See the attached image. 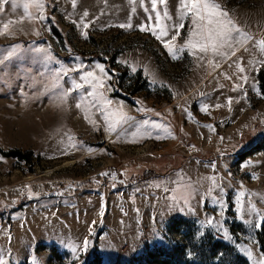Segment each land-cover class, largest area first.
Here are the masks:
<instances>
[{"label": "rangeland", "instance_id": "rangeland-1", "mask_svg": "<svg viewBox=\"0 0 264 264\" xmlns=\"http://www.w3.org/2000/svg\"><path fill=\"white\" fill-rule=\"evenodd\" d=\"M214 2L252 37L235 55L184 48L194 26L190 16L178 19L180 0L166 5V23L184 24L172 42L175 58L151 31L139 30L154 23L150 0H76L75 7L73 0H43V20L5 5L0 31L16 22L0 35L6 264H215L213 255L229 258L223 264H253L264 257L256 227L264 220V151L247 155L264 146V53L257 45L264 0ZM97 64L109 77L98 91L131 118L114 132L79 79L98 75ZM61 69L69 70L61 87L46 91ZM73 80L83 87L62 100Z\"/></svg>", "mask_w": 264, "mask_h": 264}, {"label": "snow or ice", "instance_id": "snow-or-ice-1", "mask_svg": "<svg viewBox=\"0 0 264 264\" xmlns=\"http://www.w3.org/2000/svg\"><path fill=\"white\" fill-rule=\"evenodd\" d=\"M11 2L12 8L15 10L18 7L23 8L25 14L29 17H34V13L39 12L40 15L38 19L43 20L45 17L42 14L44 8L43 0H23L22 5L17 2V0H0V14L5 10V5ZM141 4L143 0H140ZM151 2V12L155 13V16L149 15V21H154L149 27L141 25L139 30L151 31L158 40H161L164 44V47L168 49L169 53L172 54L175 58L173 49L175 45L172 43L175 41L179 35L180 30L184 28V24L181 23H172L168 24L166 21L172 19L169 12L166 10L167 0H150ZM158 5H164L165 10L161 12L158 10ZM76 6V0H73V7ZM32 9L33 11H29ZM147 11V9H146ZM178 19L183 21L185 17L190 16L193 24V30L190 33V37L185 41L184 48L195 50V52L208 54L211 53L213 56L219 57H228L229 55H235L236 46H243L246 42L252 39L251 36L246 34L241 30V28L229 17V13L224 11L220 4L215 3L214 0H180V7L177 9ZM88 13L83 14L84 17H87ZM16 23L13 20H8L7 23L3 24V30L0 31V35H3L8 32L11 25ZM83 25L84 29L89 27V23L84 22L83 18L80 22ZM120 27L131 28L132 25L129 22L127 25H120ZM174 34L171 35L169 40H165V37H169L170 32ZM11 34V33H8ZM257 45L260 48V51L264 53V40L258 41ZM19 47V46H17ZM182 50V49H181ZM15 51V49H13ZM36 52L45 53V58L51 60V54L48 49L37 48L34 49ZM12 53L10 52L9 55ZM3 63V61H0ZM211 64V60H209ZM251 63V62H250ZM239 72L243 73L245 69L241 67L240 64L236 65ZM99 70V74L94 72H87L80 76V80L88 83L91 87V91L87 92V96L93 97L91 103L93 105H99L103 113V118L106 122L108 131H116L118 127L128 123L131 118L122 111L121 108H112L110 107L113 102L106 99L103 92L98 90L101 88H106V80L109 78L108 74L103 65L97 64L95 66ZM73 71L77 69H71ZM68 69H61L52 77L51 87H46V91H55L61 87L60 80L62 75H67ZM133 71L135 69L133 68ZM227 78V77H226ZM241 79L246 83L248 81L247 76L241 77ZM83 87L82 84L77 83L75 80L72 82V89L64 91L61 93V99L63 100L70 91L79 90ZM242 87V85H234V89ZM264 94V93H262ZM231 103V100H229ZM77 107H81L80 104ZM203 110H207V105H203ZM149 122L145 121L144 124L147 125ZM152 128H159V125L152 124ZM211 129V126H208ZM167 131V129H165ZM139 132V129H138ZM136 133H134L135 135ZM159 138V137H157ZM103 175H107L104 173ZM33 194L29 192V197L31 198ZM237 204L240 205V199L237 198ZM254 210V209H253ZM264 215V214H261ZM212 223V221H208ZM256 227H264V220L256 225ZM89 241L85 239L83 241L84 247L88 246ZM73 252H76V248L72 249ZM246 254L252 259L251 251L245 249ZM0 264H6V262L0 258ZM253 264H264V257L259 259H254Z\"/></svg>", "mask_w": 264, "mask_h": 264}, {"label": "trees", "instance_id": "trees-1", "mask_svg": "<svg viewBox=\"0 0 264 264\" xmlns=\"http://www.w3.org/2000/svg\"><path fill=\"white\" fill-rule=\"evenodd\" d=\"M260 150L264 151V146H260V145H256L255 147H253L248 153L247 155L249 154H252L254 152H259ZM13 156H17L19 158L20 155H13ZM29 161V159H26ZM184 224V223H183ZM257 239H258V242H259V248H260V251L261 253L264 255V227H262V230H260L258 233H257ZM222 244V243H220ZM230 253H232L237 259H240L238 255H236V253L230 249ZM228 257H230V255H228ZM212 260L213 262H216L215 264H223V263H226L228 262V259L229 258H217V255H213L212 256ZM201 260L199 261L200 264H212V263H207V261L204 259V258H200ZM204 260V261H203ZM241 260V259H240ZM241 261L244 262V260L242 259ZM169 264V263H168Z\"/></svg>", "mask_w": 264, "mask_h": 264}, {"label": "bare ground", "instance_id": "bare-ground-1", "mask_svg": "<svg viewBox=\"0 0 264 264\" xmlns=\"http://www.w3.org/2000/svg\"><path fill=\"white\" fill-rule=\"evenodd\" d=\"M106 138L111 142L115 138V135H106Z\"/></svg>", "mask_w": 264, "mask_h": 264}]
</instances>
